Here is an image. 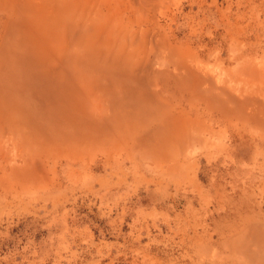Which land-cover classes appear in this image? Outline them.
Returning <instances> with one entry per match:
<instances>
[{"label":"rangeland","instance_id":"rangeland-1","mask_svg":"<svg viewBox=\"0 0 264 264\" xmlns=\"http://www.w3.org/2000/svg\"><path fill=\"white\" fill-rule=\"evenodd\" d=\"M0 264H264V0H0Z\"/></svg>","mask_w":264,"mask_h":264}]
</instances>
